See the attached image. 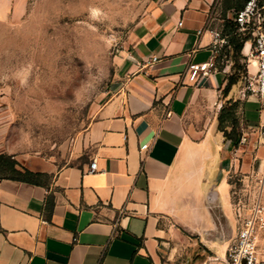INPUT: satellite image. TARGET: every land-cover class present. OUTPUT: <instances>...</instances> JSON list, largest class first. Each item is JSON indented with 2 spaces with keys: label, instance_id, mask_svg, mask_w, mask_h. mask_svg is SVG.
I'll return each instance as SVG.
<instances>
[{
  "label": "crops",
  "instance_id": "1",
  "mask_svg": "<svg viewBox=\"0 0 264 264\" xmlns=\"http://www.w3.org/2000/svg\"><path fill=\"white\" fill-rule=\"evenodd\" d=\"M10 2L0 0V16ZM234 11L221 0H153L117 56L81 161L46 184L0 178V264H226L239 225L234 176L242 186L264 155L255 131L264 113L241 94L246 74L224 92L233 51L212 31ZM212 58L209 75L189 69ZM230 100L247 135L238 145L218 128Z\"/></svg>",
  "mask_w": 264,
  "mask_h": 264
},
{
  "label": "rangeland",
  "instance_id": "2",
  "mask_svg": "<svg viewBox=\"0 0 264 264\" xmlns=\"http://www.w3.org/2000/svg\"><path fill=\"white\" fill-rule=\"evenodd\" d=\"M10 1L0 16V152L49 178L85 155L81 140L116 80L117 56L153 0ZM258 237L264 251V227Z\"/></svg>",
  "mask_w": 264,
  "mask_h": 264
},
{
  "label": "built area",
  "instance_id": "3",
  "mask_svg": "<svg viewBox=\"0 0 264 264\" xmlns=\"http://www.w3.org/2000/svg\"><path fill=\"white\" fill-rule=\"evenodd\" d=\"M237 30L250 33L252 38L245 42L247 73L241 89L243 97L256 96L260 103V112L264 113V3L259 0H247L245 5L233 13ZM217 44L227 43V37L219 30L212 31ZM157 56L153 61H158ZM254 63L255 68L250 69ZM216 67L214 59L203 63H192L189 69L199 75H209ZM257 141L264 147V118L255 129ZM247 141V135L240 140ZM148 143L142 146L145 149ZM94 160L89 171L97 170ZM234 208L238 220V232L227 250L226 264H264V251L259 246V231L264 227V155L258 157L256 167L251 175H246L243 185L233 191Z\"/></svg>",
  "mask_w": 264,
  "mask_h": 264
},
{
  "label": "trees",
  "instance_id": "4",
  "mask_svg": "<svg viewBox=\"0 0 264 264\" xmlns=\"http://www.w3.org/2000/svg\"><path fill=\"white\" fill-rule=\"evenodd\" d=\"M226 8H233L234 10L241 9L247 0H221ZM264 3V0H259ZM222 35L227 36L228 44L231 45L234 58V71L229 75L228 82L224 88V92L228 93L232 86L242 77V65L240 60L242 58V49L245 41L250 40L252 35L250 33H242L237 30V25L232 18H225L222 27ZM247 72V69L245 70ZM238 101L230 100L223 104L218 116V128L224 132L227 138H230L235 145H238L241 140L240 121L237 115ZM0 174L1 177H11L21 180H26L39 184H46L48 177L47 173L41 171H34L29 168H18V161L12 155L6 152H0Z\"/></svg>",
  "mask_w": 264,
  "mask_h": 264
}]
</instances>
